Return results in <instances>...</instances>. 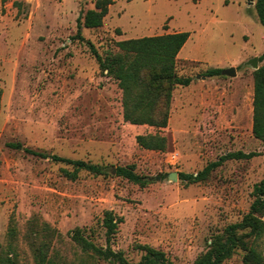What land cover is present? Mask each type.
Wrapping results in <instances>:
<instances>
[{"label": "rangeland", "instance_id": "1", "mask_svg": "<svg viewBox=\"0 0 264 264\" xmlns=\"http://www.w3.org/2000/svg\"><path fill=\"white\" fill-rule=\"evenodd\" d=\"M95 1L0 0V257L4 264H112L69 236L85 227L106 245L103 218L112 210L123 220L110 244L129 260L141 258L138 245H150L175 264H193L214 234L248 212L264 178V143L252 131L249 61L258 57L260 66L264 51L256 0H113L103 26L83 28L79 39L77 18ZM174 31L190 33L177 71L192 83L175 88L166 127L126 121L123 91L100 70L88 41L105 55L117 50L115 41ZM230 67L235 75H204ZM149 134L165 136L166 148L141 146L137 136ZM17 141L101 164L106 173L68 178L62 170L70 165L8 145ZM235 151L257 154L226 160L203 182L180 177ZM121 165H134L149 183L118 176ZM259 246L264 251V238ZM242 257L222 264H243Z\"/></svg>", "mask_w": 264, "mask_h": 264}, {"label": "trees", "instance_id": "2", "mask_svg": "<svg viewBox=\"0 0 264 264\" xmlns=\"http://www.w3.org/2000/svg\"><path fill=\"white\" fill-rule=\"evenodd\" d=\"M112 3L113 0H96L94 8L81 11L77 18V38L84 40L81 33L83 28L102 27ZM255 9L259 22L264 25V0H256ZM189 36L187 31H176L126 38L115 41L117 50L105 55L88 41L89 50L97 60L100 70L116 80L123 91L126 121L160 128L168 125L175 88L189 86L193 80L191 76L180 75L177 71V56ZM260 60L263 63L254 70L252 131L254 136L264 143V51ZM222 72V68H209L204 75L212 77L222 75ZM137 141L147 149L164 150L167 146V138L158 134L138 135ZM8 145L35 156L70 165L71 170L64 168L62 171L71 179H76L81 170L94 174L106 173V167L101 164L32 149L19 141L10 142ZM256 154L229 152L209 162L198 172L180 173V177L187 183L203 182L226 160L248 159ZM116 174L141 186L149 183L147 177L135 170L134 165L117 166ZM252 194L254 199L248 212L240 221L231 223L222 232L214 234L208 249L201 253L193 264H222L239 251L243 252V264H264V251L259 246L260 240L264 238V178L254 185ZM122 220V217L112 210L105 211L103 226L107 236L106 245H99L94 239L93 231H88L85 227H76L69 236L84 252L112 264H175L164 251L150 245H138L142 251L138 261H131L123 251L113 249L110 240ZM9 258L5 260L11 263L12 259ZM4 263L6 261L0 257V264Z\"/></svg>", "mask_w": 264, "mask_h": 264}, {"label": "water", "instance_id": "3", "mask_svg": "<svg viewBox=\"0 0 264 264\" xmlns=\"http://www.w3.org/2000/svg\"><path fill=\"white\" fill-rule=\"evenodd\" d=\"M248 1L250 4L254 3V0H248ZM249 62L253 65V67H255V69H257L259 67L258 57H253ZM222 73L226 74V75H235L236 71H235L234 67H230V68L223 70ZM169 177L171 179H177V174L176 173H170Z\"/></svg>", "mask_w": 264, "mask_h": 264}, {"label": "crops", "instance_id": "4", "mask_svg": "<svg viewBox=\"0 0 264 264\" xmlns=\"http://www.w3.org/2000/svg\"><path fill=\"white\" fill-rule=\"evenodd\" d=\"M123 32H124V34H125V31L123 30ZM174 32H176V31H174ZM143 37V36H142Z\"/></svg>", "mask_w": 264, "mask_h": 264}]
</instances>
